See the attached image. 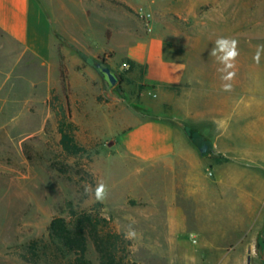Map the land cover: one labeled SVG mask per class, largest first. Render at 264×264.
<instances>
[{
    "label": "rangeland",
    "instance_id": "rangeland-1",
    "mask_svg": "<svg viewBox=\"0 0 264 264\" xmlns=\"http://www.w3.org/2000/svg\"><path fill=\"white\" fill-rule=\"evenodd\" d=\"M39 2L51 27L48 60L24 52L0 31V264H31L29 245L48 241L51 220L68 218L69 205L93 210L123 238L130 227L137 231V239L124 238L125 264H190L199 254L174 252L164 220L168 204L189 200L182 195L188 191L187 176L213 181L214 165L231 161L246 179L253 172L264 177V54L258 64L253 60L264 45V0ZM152 34L189 53V82L158 91L143 79V67L129 63L127 46ZM220 37L238 41L230 91L222 87L223 65L210 55ZM96 63L109 68L114 84ZM188 89L196 91L205 115L197 126L181 127L204 167H182L175 191L168 166L136 173L139 166L126 160L117 141L139 117L171 115L167 93L180 96ZM235 100L237 113L222 115ZM231 145L237 154L224 151ZM244 148L259 154L246 156ZM98 182L108 187L102 203L85 193ZM258 189L262 203L253 206L259 213L253 229L262 239L264 189ZM259 249L232 254L230 264H264ZM86 256L97 264L91 241Z\"/></svg>",
    "mask_w": 264,
    "mask_h": 264
},
{
    "label": "crops",
    "instance_id": "crops-1",
    "mask_svg": "<svg viewBox=\"0 0 264 264\" xmlns=\"http://www.w3.org/2000/svg\"><path fill=\"white\" fill-rule=\"evenodd\" d=\"M0 31L24 52L41 61L49 59L51 27L39 0H0ZM125 56L136 66L143 67V79L158 91L163 87L178 88L193 77L189 53L159 34L143 36L130 43ZM197 98L196 91L189 89L182 90L180 96L167 93L165 100L171 105V115L159 114L160 107L156 103L153 108L158 114L139 117L120 133L117 144L126 160L139 166L136 173L166 165L172 172L171 188L176 191L181 186L177 181L182 167L191 166L197 171L204 167L181 127L183 123L197 126L205 115ZM234 102L233 108L225 107L221 114L237 113V102ZM220 137L233 143L236 140L233 136ZM232 146L224 151L237 154L239 149ZM240 151L252 158L259 154L249 148ZM213 172V181L187 176L188 191L182 195L189 200L168 204L164 213L166 235L173 251L189 249L199 254L190 258V264H230L232 254L253 253L259 248L264 251V238L259 239L257 227L253 229L259 219L253 206L262 203L254 190L264 189V177L253 172L248 176L250 179H246L242 169H235L231 161L217 162Z\"/></svg>",
    "mask_w": 264,
    "mask_h": 264
},
{
    "label": "trees",
    "instance_id": "trees-1",
    "mask_svg": "<svg viewBox=\"0 0 264 264\" xmlns=\"http://www.w3.org/2000/svg\"><path fill=\"white\" fill-rule=\"evenodd\" d=\"M134 65L133 62L129 61ZM97 253V264H125L124 238L105 218L93 210L77 211L69 205L68 218L54 217L48 228V241L29 245L31 264H92L87 258V242Z\"/></svg>",
    "mask_w": 264,
    "mask_h": 264
},
{
    "label": "clouds",
    "instance_id": "clouds-1",
    "mask_svg": "<svg viewBox=\"0 0 264 264\" xmlns=\"http://www.w3.org/2000/svg\"><path fill=\"white\" fill-rule=\"evenodd\" d=\"M262 54H264V45L257 47L256 53L253 57V60L257 64L260 62ZM210 55L215 57L216 60L223 65V67L219 69V71L223 73L221 79L225 81L222 87L223 90L230 91L232 85L229 82L236 76V72L233 71V69L236 66V59L239 56L238 41L234 38L220 37L215 41V45L211 49ZM85 193L92 194L97 202L102 203L107 198L108 187L104 182H98L94 190L91 186H86ZM137 237V231L131 227L124 233V238L127 240H135Z\"/></svg>",
    "mask_w": 264,
    "mask_h": 264
},
{
    "label": "water",
    "instance_id": "water-1",
    "mask_svg": "<svg viewBox=\"0 0 264 264\" xmlns=\"http://www.w3.org/2000/svg\"><path fill=\"white\" fill-rule=\"evenodd\" d=\"M96 68L103 74L106 76L107 78V81L110 83V84H114L115 81H116V78L114 77V75L112 74V72L109 70L108 67H104V66H101V64L99 63H96ZM200 152H203L205 150V145L201 146L200 147Z\"/></svg>",
    "mask_w": 264,
    "mask_h": 264
}]
</instances>
